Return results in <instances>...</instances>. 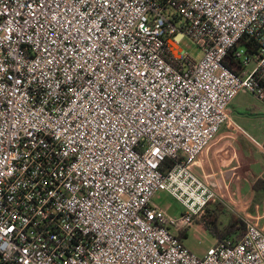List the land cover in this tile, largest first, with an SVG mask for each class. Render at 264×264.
<instances>
[{"label":"built area","instance_id":"2783aa9c","mask_svg":"<svg viewBox=\"0 0 264 264\" xmlns=\"http://www.w3.org/2000/svg\"><path fill=\"white\" fill-rule=\"evenodd\" d=\"M241 94L264 103V0H0V264H264L251 222L204 256L181 239Z\"/></svg>","mask_w":264,"mask_h":264},{"label":"crops","instance_id":"0c3cea01","mask_svg":"<svg viewBox=\"0 0 264 264\" xmlns=\"http://www.w3.org/2000/svg\"><path fill=\"white\" fill-rule=\"evenodd\" d=\"M231 115L235 124L221 128L191 170L218 197L208 210H217L218 204L225 209L219 223L227 225L234 215L245 228L251 222L264 232V103L241 94L231 105Z\"/></svg>","mask_w":264,"mask_h":264},{"label":"rangeland","instance_id":"374dc122","mask_svg":"<svg viewBox=\"0 0 264 264\" xmlns=\"http://www.w3.org/2000/svg\"><path fill=\"white\" fill-rule=\"evenodd\" d=\"M181 48L189 52L194 58L200 60L202 58L201 49L189 38H186L181 43ZM255 67L254 63L249 66V69ZM244 126V122L240 121ZM153 203L158 207L164 210L168 215L179 218L186 213L187 208L178 200L170 196L166 191H159L153 200ZM220 214H223L225 210L220 204L216 207ZM225 220V219H224ZM224 223H220L223 225ZM246 231H240L239 235ZM184 244L198 256H204L208 249L212 246H215L217 243V238L206 230L203 222H196L195 225L188 228L185 232V238H182Z\"/></svg>","mask_w":264,"mask_h":264},{"label":"trees","instance_id":"16d2710c","mask_svg":"<svg viewBox=\"0 0 264 264\" xmlns=\"http://www.w3.org/2000/svg\"><path fill=\"white\" fill-rule=\"evenodd\" d=\"M234 67V66H233ZM174 166L173 162H167L166 168L170 169ZM220 213L218 209L215 211L208 210L207 216L204 218V226L211 234H213L218 241H221L228 236L239 234L240 231L245 230V225L236 216L232 215L227 225L223 226L219 223ZM244 233V232H243ZM185 238V233L181 235V239Z\"/></svg>","mask_w":264,"mask_h":264}]
</instances>
